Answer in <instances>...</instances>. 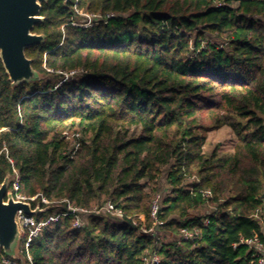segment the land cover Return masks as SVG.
I'll return each instance as SVG.
<instances>
[{
  "label": "trees",
  "instance_id": "obj_1",
  "mask_svg": "<svg viewBox=\"0 0 264 264\" xmlns=\"http://www.w3.org/2000/svg\"><path fill=\"white\" fill-rule=\"evenodd\" d=\"M76 4L98 22L73 25ZM40 14L45 40L26 55L42 78L12 85L0 62V185L15 168L26 197L111 201L124 218H60L31 244L33 264H256L244 241L264 242V0H46ZM223 126L234 151L204 152ZM167 166L155 223L147 186ZM154 225L162 236L142 231Z\"/></svg>",
  "mask_w": 264,
  "mask_h": 264
},
{
  "label": "built area",
  "instance_id": "obj_2",
  "mask_svg": "<svg viewBox=\"0 0 264 264\" xmlns=\"http://www.w3.org/2000/svg\"><path fill=\"white\" fill-rule=\"evenodd\" d=\"M77 3V0H76ZM76 12L80 15H85L84 20H72L71 23L76 26H81L84 28L91 27L98 22L100 18L99 15L91 14L77 8L75 6ZM78 71L65 72L62 82L71 81ZM13 176L10 179V186L8 193H11L14 200L29 202L32 210H39L38 214H27L23 210H19L16 214V221L19 228V240L18 249L14 256L3 255L0 257V264H33V258L30 254V247L33 241L38 237L40 232L49 224L58 221L62 217L71 216L73 218V227L80 228L87 225L93 217H99L106 214H111L112 216L123 219L124 212L121 208L117 207L111 201H108L102 207H95L93 209H88L85 207H78L69 200L63 199L60 202H55L56 206L50 207L54 202L48 201L41 193L36 196L26 197L21 193V178L18 170L13 169ZM209 195L208 193L206 194ZM40 197V199H38ZM163 201V195L161 192H156L152 199L151 205V217L158 223V212L161 208ZM37 202V203H36ZM66 203L65 209L60 207L58 203ZM35 203V204H34ZM57 207V208H56ZM56 208V209H52ZM51 211L48 216H42L43 213ZM209 211L215 213L216 209L212 206L209 207ZM258 214H264V209H258ZM210 218L207 216L204 218L203 223L208 224ZM264 220V216L262 217ZM135 224H137L135 222ZM142 231L145 233H150L151 235L157 236L158 230L154 226L147 229L145 226L142 227ZM199 234V230L196 229L194 232L189 231L187 228L181 229V235L186 239H193ZM244 243L249 245L254 249V256L256 264H264V242L255 235L253 238L245 240ZM145 261L147 264H158L161 258L158 254H154L152 257H146Z\"/></svg>",
  "mask_w": 264,
  "mask_h": 264
},
{
  "label": "water",
  "instance_id": "obj_3",
  "mask_svg": "<svg viewBox=\"0 0 264 264\" xmlns=\"http://www.w3.org/2000/svg\"><path fill=\"white\" fill-rule=\"evenodd\" d=\"M46 0H0V62L12 85L32 82L42 78L27 57L26 49L45 40L44 34L34 32L37 24L44 20L40 14ZM67 1V0H65ZM8 175L0 185V248L7 256H14L18 248L19 228L16 214L23 210L27 214H38L29 202L14 200L8 193Z\"/></svg>",
  "mask_w": 264,
  "mask_h": 264
},
{
  "label": "rangeland",
  "instance_id": "obj_4",
  "mask_svg": "<svg viewBox=\"0 0 264 264\" xmlns=\"http://www.w3.org/2000/svg\"><path fill=\"white\" fill-rule=\"evenodd\" d=\"M80 16L86 18L84 14L80 15ZM80 21H82V20H80ZM218 40L219 39H217L216 36L209 34V33H206L205 38L203 39V42H205V41L217 42ZM50 79H51V77H50ZM139 134H140L139 128L132 129L131 135L137 136ZM237 141H238V138L234 134L233 130L228 126H223L220 128L213 129L207 133V139L203 145V150L206 153H211L215 149H218V151H220V152H233L235 149V145H236ZM168 169H169V166L164 168L162 176L160 177L158 185L156 186V188L154 185H148L147 186V188L150 192H153L154 190L161 192L163 195V199L168 197L170 194V186L168 185V182H167ZM9 179H11V177ZM194 181L195 180L193 178H190V179H187L186 183L192 184ZM56 205L57 204H55V202H54V204H51L50 207H53ZM56 208H52V209H56ZM205 211H206V209H202L198 213L203 215L205 213ZM50 212L51 211L45 212L42 214V216L46 217L49 215ZM105 216L108 217L110 219V221L120 220V219L112 216L111 214H107ZM162 235H163V232L158 231L157 236H162ZM16 252H17V250H16Z\"/></svg>",
  "mask_w": 264,
  "mask_h": 264
}]
</instances>
